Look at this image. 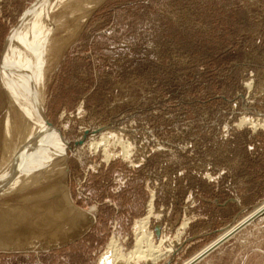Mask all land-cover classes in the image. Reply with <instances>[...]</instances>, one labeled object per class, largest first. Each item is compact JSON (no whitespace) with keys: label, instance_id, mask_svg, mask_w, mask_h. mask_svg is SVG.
Returning <instances> with one entry per match:
<instances>
[{"label":"rangeland","instance_id":"374dc122","mask_svg":"<svg viewBox=\"0 0 264 264\" xmlns=\"http://www.w3.org/2000/svg\"><path fill=\"white\" fill-rule=\"evenodd\" d=\"M36 1L0 0V73L6 41ZM73 6L30 29L66 186L38 200L21 196L56 183L0 198V244L51 238L43 218L60 209L74 217L76 206L91 224L53 249H0V264H99L113 239L134 251L148 215L150 240L172 247L135 264H187L264 203V0ZM7 107L0 86V161ZM234 231L195 264H264V213Z\"/></svg>","mask_w":264,"mask_h":264},{"label":"bare ground","instance_id":"6f19581e","mask_svg":"<svg viewBox=\"0 0 264 264\" xmlns=\"http://www.w3.org/2000/svg\"><path fill=\"white\" fill-rule=\"evenodd\" d=\"M75 3L76 0H37L34 3L35 5L33 4L34 7L28 11L6 41L0 73V86L6 93L8 103L4 120L3 150L0 161V198L32 191L45 183H56L49 186L44 193L21 196L23 201L38 200L49 196L53 192L56 194L66 186V182L62 179L67 175V158L64 155L62 145L59 144L56 135L53 133L54 130L49 129L48 123L43 118L45 93L42 75L43 65L40 63L41 53L35 51L33 47L34 40H31L36 30L30 29L34 26L39 28V25H42L43 22L50 23L55 15H58V19L63 20L66 15L78 12V8L73 6ZM56 6L58 7L56 12L47 17L44 16L48 15L46 13L49 10L46 9ZM75 23L77 24V22ZM51 27L48 28L49 34L50 29H53ZM69 31L73 35L78 30L71 27ZM63 43L62 40L51 43L54 50L52 61L57 57V54L62 52L60 49L63 48ZM74 208L76 210L74 217L66 215L60 209L43 218L42 228L45 229V232L41 235L50 234L51 238L48 236V238L43 239L36 238L30 240L28 245L19 241L12 243L13 245L10 243L7 245L0 244V249L41 250L63 245L69 240L81 236L90 226L92 219H87L86 212L80 208L76 206ZM255 209L253 214L250 213L249 217L243 218L242 222H238L239 224L230 227L225 232L223 231L224 234L220 235L221 237L218 241L216 240L217 242L213 241L214 244L212 243L203 251L198 252V255L194 256L187 264H192L202 258L217 243L228 238L238 226L264 211V203ZM148 219L149 215L137 221L136 249L134 248V251L124 253L119 248L117 240L113 239L108 245L110 253L107 255L110 254V257L104 255L99 264H135L137 259L155 260L157 257L169 252L172 245L168 239L164 237L158 244H155L150 240V236L146 234L145 227L147 221H149ZM66 224L70 227V230L61 229L67 228ZM48 229L50 231H47Z\"/></svg>","mask_w":264,"mask_h":264},{"label":"water","instance_id":"95a60500","mask_svg":"<svg viewBox=\"0 0 264 264\" xmlns=\"http://www.w3.org/2000/svg\"><path fill=\"white\" fill-rule=\"evenodd\" d=\"M264 213V211H261L260 213H258V214H256V215H254L251 219H249V220H247L245 223H243L241 226H239V227H242L243 225H245V224H247L248 222H250L251 220H253L254 218H256L257 216H259V215H261V214H263ZM78 238V237H77ZM77 238H75V239H77ZM75 239H73V240H75ZM227 239V238H226ZM226 239H224V240H222V241H220L219 243H217L214 247H212V249H210V251L209 252H211L212 250H214L218 245H220L221 243H223ZM72 240V241H73ZM72 241H69V242H67V243H70V242H72ZM67 243H65V244H67ZM64 244V245H65ZM60 246H62V245H60ZM58 247V246H57ZM53 248H56V247H52V248H50V249H53ZM209 252H207V253H205V255L204 256H206ZM203 256V257H204ZM202 257V258H203ZM202 258H200V259H202ZM199 259V260H200ZM199 260H197V261H199ZM197 261H195L193 264H195Z\"/></svg>","mask_w":264,"mask_h":264}]
</instances>
